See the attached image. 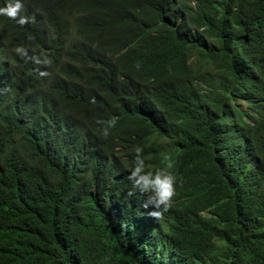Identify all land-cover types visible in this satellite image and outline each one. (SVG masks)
I'll return each mask as SVG.
<instances>
[{
    "label": "trees",
    "instance_id": "1",
    "mask_svg": "<svg viewBox=\"0 0 264 264\" xmlns=\"http://www.w3.org/2000/svg\"><path fill=\"white\" fill-rule=\"evenodd\" d=\"M22 2L34 23L0 16V264H264V0ZM136 146L171 156L158 221L128 196Z\"/></svg>",
    "mask_w": 264,
    "mask_h": 264
},
{
    "label": "clouds",
    "instance_id": "2",
    "mask_svg": "<svg viewBox=\"0 0 264 264\" xmlns=\"http://www.w3.org/2000/svg\"><path fill=\"white\" fill-rule=\"evenodd\" d=\"M22 0H8L5 7H0V16L16 21L20 26L30 22H35L34 17L22 16L20 13L23 11ZM25 62H31L38 66L51 67L53 60L47 55H28V50L19 46L13 49ZM49 75L46 71H40V77H47ZM89 103L95 105L97 103L95 97L89 98ZM118 117H112L108 120H97L96 123L101 125V135L107 139L110 135V130L116 126ZM135 158L133 166L127 176L128 181L131 183L132 189L129 191L128 196H133L139 193L145 197L141 207L147 211L148 217L161 220L164 214L168 212L172 205V201L176 195L177 177L170 170L173 168L171 163V156L168 153L163 154V161L165 166L163 168H156L155 170H146L147 166L143 158V148L136 146L134 148ZM150 209V210H149Z\"/></svg>",
    "mask_w": 264,
    "mask_h": 264
},
{
    "label": "rangeland",
    "instance_id": "3",
    "mask_svg": "<svg viewBox=\"0 0 264 264\" xmlns=\"http://www.w3.org/2000/svg\"><path fill=\"white\" fill-rule=\"evenodd\" d=\"M241 108H242V110L245 111V109H246V105H245V104H241Z\"/></svg>",
    "mask_w": 264,
    "mask_h": 264
}]
</instances>
